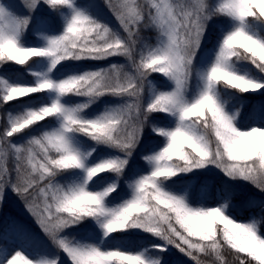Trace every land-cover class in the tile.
<instances>
[{"label":"snow or ice","instance_id":"6c2138e0","mask_svg":"<svg viewBox=\"0 0 264 264\" xmlns=\"http://www.w3.org/2000/svg\"><path fill=\"white\" fill-rule=\"evenodd\" d=\"M8 63L31 79L0 74V204L14 193L43 238L5 219L0 264H264L261 221L232 210L237 183L264 193V101L241 120L242 96L264 95V0H0ZM210 168L214 206L182 180Z\"/></svg>","mask_w":264,"mask_h":264},{"label":"trees","instance_id":"16d2710c","mask_svg":"<svg viewBox=\"0 0 264 264\" xmlns=\"http://www.w3.org/2000/svg\"><path fill=\"white\" fill-rule=\"evenodd\" d=\"M10 2L13 4H16V5H20L23 3L22 0H10ZM100 2L102 3L101 0H100ZM23 10H24L23 8H18V11L22 12ZM38 15H48L47 8L46 7L42 8L40 10V12L38 13ZM109 19H111L110 15H109ZM111 22H112L113 26H117L116 21L114 19H111ZM223 22H224L223 20H217L215 22V24H213L210 27L209 37L211 40L214 41L216 38V26L219 24H222ZM52 25L56 30H59L60 23L58 20L53 19ZM144 35L146 37H154L155 34L152 32H145ZM28 41L34 42V43L38 42L36 36L31 31L29 32V34L27 36V42ZM208 46L210 47L211 45L209 44ZM109 62L110 61L97 62L95 64L89 63V64H86L84 66L85 67H102V66H106V64ZM115 62H122V61L120 60V58H117V60ZM0 71H2L4 75H7V74H11V73L25 72V69L22 66H17V65L13 66L10 64H5V65H3V67H1ZM25 79L29 80V81L31 79L29 76H27L26 72H25ZM153 80L157 81L160 84L164 83L163 78L159 74H154ZM242 99L245 103V107L243 109V114L241 116V120H242V122H246V117H247L249 109L251 108V106L253 104H256L260 101H264V95L244 94L242 96ZM104 102H114V101H112V98H105ZM12 106H13L12 103H10V105L8 107H12ZM102 107H103V102L101 104L94 106L93 111L99 110ZM235 107H239V104H236ZM6 111H7V108L0 109V125L3 124V117L6 113ZM157 119L162 120L163 114H159L157 116ZM155 139L156 138L152 136L150 130L145 131L146 142H148L150 140H155ZM143 154H144V152L142 149L141 151H138L136 153V157H135L136 163L140 164L141 166H143V161L141 160V156ZM225 179L226 178L223 177V174L210 172V169L199 170L195 174H188L182 178V180L185 182H191L190 194H191L194 201H200L201 199H203L206 203H208L209 205H212V206H214L215 203H217V202H222V201H218L217 193L222 188V185H223V182ZM177 183L179 184V183H181V181H177ZM250 187H251V185H247V187H244V186L239 185L238 183L235 185L236 194L233 197V201H232V203H233V209H232L233 214L240 221H247L250 218H256V219L260 220L261 221V228H262V230H264V214L261 213L260 208L259 207L249 208V207L245 206V202L249 198H255L257 200H261V199H264V195H262L261 192L253 191ZM9 192H10V190H9ZM7 195H11L12 199H17L20 202L22 201L19 197H17L12 192L7 193ZM5 210H10V209L6 208ZM11 213L12 214L5 216L3 219H0V226H2V221H4L5 219H7L9 217L15 219L16 221H18L22 224V222L15 217L16 214L13 211H11ZM85 227H88V226L85 225ZM27 228H29V227H27ZM29 229H31V228H29ZM31 230L43 238V234L41 232L35 231L33 229H31ZM77 231H80V230L78 229ZM18 239L19 238L16 236V238L13 241H16ZM116 239L120 240V239H124V238L117 236ZM127 239L144 241V240H149L151 238L146 236V235L137 236V235L133 234V236H131ZM9 242H12V241H9ZM228 258L231 259V257H228ZM166 259L168 261V264H191V261L187 257H184L182 254L178 253L174 249L171 250L167 254ZM205 259H210V258H205Z\"/></svg>","mask_w":264,"mask_h":264},{"label":"rangeland","instance_id":"374dc122","mask_svg":"<svg viewBox=\"0 0 264 264\" xmlns=\"http://www.w3.org/2000/svg\"><path fill=\"white\" fill-rule=\"evenodd\" d=\"M23 1V0H22ZM102 1V0H101ZM29 43H34V42H30ZM117 60V58H113V60H109L111 62H115ZM10 65H15L13 63H8ZM19 66V65H17ZM2 66H0L1 69ZM0 74H3L2 71H0ZM153 79V77H152ZM210 172H214V173H220L219 170L215 169V168H210ZM222 174V173H220ZM241 186L247 187V184H244L243 182L238 183ZM253 191H258L256 188H254L253 186L250 187ZM11 192V191H10ZM8 192V193H10ZM262 195H264V193H261ZM6 208H9L11 211H13L16 214V218L19 219L23 225L40 232L39 228L37 227V225L35 224L33 218L30 216V214L26 211L23 202L18 201L17 199H12L11 195H6L5 199L3 200L2 204H0V219H3L5 216H8L9 214H12L10 210H5ZM14 216V215H13ZM15 238V235H11L9 237V240H13Z\"/></svg>","mask_w":264,"mask_h":264}]
</instances>
